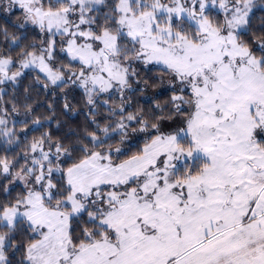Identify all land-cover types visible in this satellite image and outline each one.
Segmentation results:
<instances>
[{"label": "snow or ice", "instance_id": "6c2138e0", "mask_svg": "<svg viewBox=\"0 0 264 264\" xmlns=\"http://www.w3.org/2000/svg\"><path fill=\"white\" fill-rule=\"evenodd\" d=\"M0 264H264V0H0Z\"/></svg>", "mask_w": 264, "mask_h": 264}]
</instances>
